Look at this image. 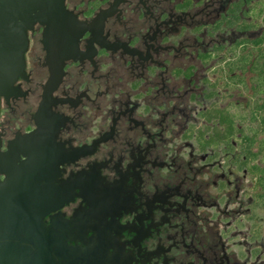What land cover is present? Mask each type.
Returning <instances> with one entry per match:
<instances>
[{
    "label": "flooded vegetation",
    "instance_id": "obj_1",
    "mask_svg": "<svg viewBox=\"0 0 264 264\" xmlns=\"http://www.w3.org/2000/svg\"><path fill=\"white\" fill-rule=\"evenodd\" d=\"M240 1L62 0L50 40L4 5L26 47L0 94V238L57 264H264V155L221 79L256 34Z\"/></svg>",
    "mask_w": 264,
    "mask_h": 264
},
{
    "label": "trees",
    "instance_id": "obj_2",
    "mask_svg": "<svg viewBox=\"0 0 264 264\" xmlns=\"http://www.w3.org/2000/svg\"><path fill=\"white\" fill-rule=\"evenodd\" d=\"M241 16L239 18L240 31H256L253 36H242L238 42L224 54L221 68L222 81H237L241 101L238 123L241 133L247 143L255 141L258 152L255 157L264 155V0H241ZM233 12V10H231ZM238 18L228 21V25L237 24ZM218 66L210 69V73H217ZM207 81H211L208 79ZM218 81V78L215 80ZM234 117H226L225 138L234 135ZM236 119V117H235ZM246 128V129H245ZM242 152L249 155L250 149L242 148ZM264 173V170L261 171ZM263 182L264 178L260 179ZM264 205V192L260 194Z\"/></svg>",
    "mask_w": 264,
    "mask_h": 264
},
{
    "label": "water",
    "instance_id": "obj_3",
    "mask_svg": "<svg viewBox=\"0 0 264 264\" xmlns=\"http://www.w3.org/2000/svg\"><path fill=\"white\" fill-rule=\"evenodd\" d=\"M4 5H11L15 8L11 22H17L18 19L26 20L27 26L36 21L47 23V31L44 34L46 40L61 36L59 26L55 25V18L49 13L55 7L54 13H61L62 0H0V26L8 19H2ZM58 9V10H57ZM44 39V42H45ZM26 47V37L24 29L16 23V27L6 33H0V94L8 90L12 81L23 66V51ZM7 51L11 52V65L1 59L2 54ZM53 72L55 69L52 70ZM53 75V74H52ZM55 75H53L54 77ZM0 264H57L51 253L41 245L30 247L21 243H14L9 240L0 238Z\"/></svg>",
    "mask_w": 264,
    "mask_h": 264
}]
</instances>
